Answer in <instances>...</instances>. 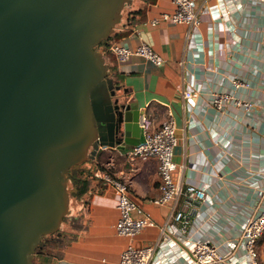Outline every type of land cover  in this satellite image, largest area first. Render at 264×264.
<instances>
[{"label": "crops", "instance_id": "1", "mask_svg": "<svg viewBox=\"0 0 264 264\" xmlns=\"http://www.w3.org/2000/svg\"><path fill=\"white\" fill-rule=\"evenodd\" d=\"M199 24L189 26L150 20L174 9L172 0H132L113 31L112 41L135 47L148 43L165 61L155 65L132 55L117 62L105 57L118 73L117 83L149 116L151 128L172 116L176 122L175 177L205 188L207 199L195 202L179 196L156 203L160 195L156 158H135L127 150L100 146L86 161L89 189L70 200V217L60 236L64 241L51 264H119L128 243L158 248L162 239L187 250L186 240L203 238L222 250L234 238L240 222L261 206L264 188V2L256 0H196ZM111 41V42H112ZM247 82L234 86L233 78ZM197 92L189 108L183 92ZM228 91L248 100L250 108L227 104L216 109L213 93ZM142 117V116H141ZM141 120V118H140ZM140 123V121H139ZM140 125L133 137L142 140ZM107 171L128 182L131 197L153 223L132 237L119 235L117 196L98 177ZM176 210L188 216L186 231L173 220ZM135 215L139 213L134 211ZM72 220L81 226L73 228ZM264 263V233L258 241ZM180 256V255H179ZM173 264H186L184 255Z\"/></svg>", "mask_w": 264, "mask_h": 264}, {"label": "water", "instance_id": "2", "mask_svg": "<svg viewBox=\"0 0 264 264\" xmlns=\"http://www.w3.org/2000/svg\"><path fill=\"white\" fill-rule=\"evenodd\" d=\"M131 1L0 0V264H36L71 167L136 145L144 112L97 48Z\"/></svg>", "mask_w": 264, "mask_h": 264}, {"label": "built area", "instance_id": "3", "mask_svg": "<svg viewBox=\"0 0 264 264\" xmlns=\"http://www.w3.org/2000/svg\"><path fill=\"white\" fill-rule=\"evenodd\" d=\"M264 2V0H256ZM174 9L162 12L150 20L156 24L161 20L171 21L177 24L196 26L199 18L196 12V0H172ZM106 52H111L117 62H123L132 55H139L155 65L164 63V57L155 51L148 43L141 42L135 47L123 45L118 41H112L105 47ZM234 86L247 85V82L235 77L232 79ZM183 96L189 108L194 107L197 92L186 89ZM250 108L252 103L233 96L228 91L213 93L211 104L216 109H223L227 104ZM142 140L127 150L131 159L156 158L158 161L160 195L154 198L156 203H165L184 196L188 201L200 202L207 199L205 188L192 182H182L175 177L178 164L174 160V150L177 145L176 122L172 112L168 118L157 128H151L149 116L143 113L140 120ZM98 177L108 186L112 187L117 196L119 217L116 222V231L119 235L132 237L138 234L142 228L153 223L148 212L142 210L140 205L131 197L129 185L126 180L107 171H98ZM261 206H256L251 214L245 217L239 224L237 235L228 240L223 250L210 240L197 238L186 240L187 250L177 248L167 243L170 239L164 237L156 249L152 246H137L133 243L125 245L119 257V264H173L174 261L184 255L186 264H260L258 253V241L264 233V188L261 192ZM138 212V215L134 214ZM173 220L181 222L179 230L186 231L188 216L182 210H176ZM180 255V256H179Z\"/></svg>", "mask_w": 264, "mask_h": 264}, {"label": "trees", "instance_id": "4", "mask_svg": "<svg viewBox=\"0 0 264 264\" xmlns=\"http://www.w3.org/2000/svg\"><path fill=\"white\" fill-rule=\"evenodd\" d=\"M112 38H113V33L108 39L103 40L98 45V47L99 46L102 47V51L104 52V54H106V51H104L105 47L108 44H110ZM110 70L117 81L118 73L111 66H110ZM87 176H88V170L86 167V161L77 164L69 169V172L67 173V179H68V191H69L70 200L73 198L81 197L89 189V179ZM69 215H70V211L64 217L62 224L67 222V220L70 217ZM71 226L73 228L78 229L81 226V224L77 222V220H72ZM62 231L63 228L60 226L59 230H57L56 232L44 235L42 237V240L38 245L34 254V262L36 264L52 263L53 258L59 254V251L57 249H59V246H61V244L64 241L63 237L60 236V233H62Z\"/></svg>", "mask_w": 264, "mask_h": 264}, {"label": "rangeland", "instance_id": "5", "mask_svg": "<svg viewBox=\"0 0 264 264\" xmlns=\"http://www.w3.org/2000/svg\"><path fill=\"white\" fill-rule=\"evenodd\" d=\"M97 48H98L99 50L102 51V47L99 46V47H97ZM102 52H103V51H102ZM103 53H104V52H103ZM104 56H105V54H104ZM106 61H107V60H106ZM63 226H64V224L61 225L62 228H63ZM263 264H264V263H263Z\"/></svg>", "mask_w": 264, "mask_h": 264}]
</instances>
